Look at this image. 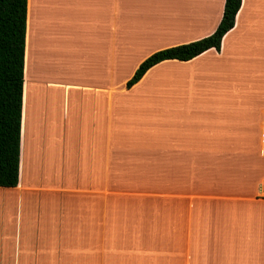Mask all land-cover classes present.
I'll return each instance as SVG.
<instances>
[{"label": "crops", "instance_id": "1", "mask_svg": "<svg viewBox=\"0 0 264 264\" xmlns=\"http://www.w3.org/2000/svg\"><path fill=\"white\" fill-rule=\"evenodd\" d=\"M164 1L146 25L125 0L27 1L19 180L0 188L15 228L1 243L18 262L264 264V0H241L219 52L161 62L126 89L151 54L211 35L225 0ZM65 62L91 70L82 89L101 100V143L80 138L85 154L55 152L59 95L37 83ZM156 76L164 84L146 87ZM110 77L126 80L113 89ZM144 88L164 102L130 96ZM110 172L147 173L133 187L148 191L110 195ZM238 173L256 194L236 197Z\"/></svg>", "mask_w": 264, "mask_h": 264}, {"label": "trees", "instance_id": "2", "mask_svg": "<svg viewBox=\"0 0 264 264\" xmlns=\"http://www.w3.org/2000/svg\"><path fill=\"white\" fill-rule=\"evenodd\" d=\"M28 0H0V188H14L19 180L24 51ZM241 0H225L215 31L202 39L157 51L142 61L126 81L130 89L144 74L164 61H189L214 49L234 27Z\"/></svg>", "mask_w": 264, "mask_h": 264}, {"label": "rangeland", "instance_id": "3", "mask_svg": "<svg viewBox=\"0 0 264 264\" xmlns=\"http://www.w3.org/2000/svg\"><path fill=\"white\" fill-rule=\"evenodd\" d=\"M125 5L127 7L132 8L137 12V15L139 17V22H143L144 25L146 23H151V17L161 16L162 13H164L165 9V1L164 0H125ZM169 7V5H168ZM170 7H174L173 4H171ZM153 19V20H154ZM150 20V21H149ZM167 22L173 21L169 14L167 15ZM177 22V21H176ZM70 29L67 28V31H65L64 37H68V33ZM57 36L59 34L57 33ZM55 67L49 68V76L46 77H40L38 80V84L40 88H47L48 92L55 91L58 93V107H57V116L56 119L54 118V133L53 138L56 141L55 145V152H60L63 149H66V147L71 146L74 149H79L83 153V149L81 150L79 147V139L83 136H89V139L93 140V143L100 146L101 143V124L103 123V117H102V105L101 100H97L93 97L88 95L85 89V85L90 84L91 80V70H87L84 67V64H82L81 69L77 70L78 72H75L74 69V63L71 62H65L63 70H59L57 65H54ZM57 66V67H56ZM75 75H74V73ZM48 74V73H47ZM163 74V73H161ZM75 77L77 82L81 85L80 88L77 90H69L67 94L62 95L59 93V90L61 88H65L70 86L71 83H75L74 81ZM100 78V77H99ZM102 79V78H101ZM98 79V80H101ZM165 77L163 76V79L161 77H154L153 82L150 83V81H147L146 87L150 88H157L158 86H161L160 84L164 81ZM126 80V78L123 77H110L109 78V86L114 88H117L123 84V82ZM164 84V82H163ZM59 89V90H58ZM44 91V90H43ZM46 92V90L44 91ZM159 92V91H157ZM43 93V92H42ZM162 93V92H161ZM132 98L136 100H141V97L143 99L148 98L150 102L153 104L155 103H163L165 100V94H162V97H157L155 92L149 88H144L142 91H138L134 94L130 95ZM34 104L31 106V110L35 109L38 104H43L46 102V98H37L32 101ZM70 102L74 106L73 111H70ZM141 110V109H139ZM97 111V115H96ZM69 134V135H68ZM87 151L85 150V153ZM83 153V154H85ZM231 161V159H222V161H225L223 163H226V161ZM264 161V160H263ZM228 165V164H227ZM128 170H131L130 168H125ZM110 170H114V166H110ZM74 173L71 174L72 178H74ZM191 176L189 175V180L191 179ZM150 175L140 174L139 172L135 173H109L108 179L110 182V195H112L114 192H122L125 196H133L136 192H147L144 190H138L136 185L133 187V183L136 182H148ZM208 179H211L208 177ZM244 177L242 174L236 175V183L238 184V188L236 190V197H246V196H253L256 194V191L254 189V192L252 194V191L247 190V186L245 183ZM194 183L190 180L189 184ZM118 186L122 187V189L114 190L111 188V186ZM112 193V194H111ZM252 194V195H251ZM137 195V193H136ZM209 195V194H208ZM220 197H224L227 195L220 194ZM253 198V197H252ZM14 216H12V219ZM15 230L14 224L12 222L6 223L4 222L2 214H0V264H36L35 262L28 261V257H23L21 262H18L16 258H12L13 254H6L3 249V243H1V240L4 239V234H10ZM130 245H132V241L129 242ZM41 264H45L42 262Z\"/></svg>", "mask_w": 264, "mask_h": 264}]
</instances>
